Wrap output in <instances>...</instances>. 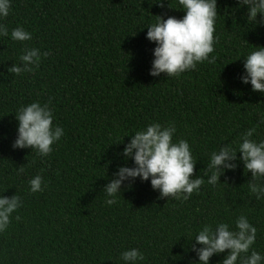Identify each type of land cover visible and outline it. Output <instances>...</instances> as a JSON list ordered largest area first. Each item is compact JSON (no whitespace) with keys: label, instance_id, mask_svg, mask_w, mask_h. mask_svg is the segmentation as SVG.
<instances>
[{"label":"trees","instance_id":"1","mask_svg":"<svg viewBox=\"0 0 264 264\" xmlns=\"http://www.w3.org/2000/svg\"><path fill=\"white\" fill-rule=\"evenodd\" d=\"M160 2L12 0L9 16L0 19L9 33L16 27L32 33L26 42L0 37V195L22 198L0 233V264H124L121 253L131 248L144 253L141 264H196L198 229L217 222L234 227L240 215L257 228L253 248L264 254V198L250 192L242 162L216 186L204 177L188 200L162 197L151 178H136L123 182L116 204L105 202L119 168L135 167L122 153L145 125H175L174 140L186 139L198 161L195 178L205 175L213 151L235 147L264 114V94L239 79L246 54L264 47V17L248 22L242 0H218L215 63L153 77L157 45L147 27L156 16L185 15L178 0ZM25 48L49 55L32 72L9 73ZM37 101L52 108L54 125L64 129L46 157L13 148L15 113ZM253 139H264V125ZM36 175L43 191L31 193L28 181Z\"/></svg>","mask_w":264,"mask_h":264},{"label":"clouds","instance_id":"2","mask_svg":"<svg viewBox=\"0 0 264 264\" xmlns=\"http://www.w3.org/2000/svg\"><path fill=\"white\" fill-rule=\"evenodd\" d=\"M163 7V0L159 3ZM185 13L183 18L174 16L164 18L156 16V22L147 27V39L157 46L154 50L150 75L158 77L162 73L168 77L195 70L200 63H215L216 43L215 23L219 15L218 0H178ZM248 7V22L258 23V17H264V0H242ZM12 0H0V19L9 16ZM18 42L32 39V33L23 27L11 30L0 23V37H8ZM48 52L41 54L40 49L25 48L19 57L20 64H15L8 72L17 76L32 72L39 67ZM244 74L239 77L245 85H251L253 92L264 94V47H255L244 57ZM18 121L17 137L14 149L35 150L42 157L53 152V145L60 141L64 129L54 125V114L48 104L32 102L21 106L15 113ZM264 125V114H260L259 122L241 134L238 144H224L210 154L204 176L194 178V169L198 163L194 159L189 142L186 139L174 140L176 127L174 124L162 125L152 122L130 135L131 142L122 153L131 159L135 167H120L116 179L104 189L105 202L116 204L118 194L124 181L140 178L148 181L158 190L162 197L188 200L191 194L199 192L202 185L216 186L225 171L235 170L242 162L245 172L251 173L248 182L249 190L256 198H264V139H253L257 129ZM239 154V155H238ZM23 172V168L19 169ZM31 193L43 191V177L36 175L28 181ZM22 206V198L17 193L12 197L0 195V233L5 232L11 223L14 212ZM20 219L19 216L16 217ZM196 244L201 245L193 251L197 253L196 264H211L214 256L227 252L222 264H264V254L253 246L257 239V228L246 215H240L229 223L217 222L204 224L194 236ZM250 253V254H249ZM124 264H141L145 255L138 248H131L121 253Z\"/></svg>","mask_w":264,"mask_h":264}]
</instances>
